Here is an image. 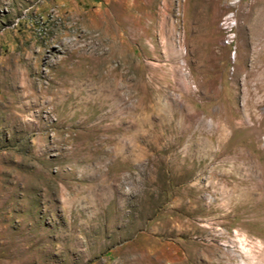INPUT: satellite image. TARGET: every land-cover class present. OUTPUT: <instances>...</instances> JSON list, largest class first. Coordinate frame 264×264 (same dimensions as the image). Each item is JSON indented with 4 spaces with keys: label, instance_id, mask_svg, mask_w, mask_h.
Returning a JSON list of instances; mask_svg holds the SVG:
<instances>
[{
    "label": "rangeland",
    "instance_id": "rangeland-1",
    "mask_svg": "<svg viewBox=\"0 0 264 264\" xmlns=\"http://www.w3.org/2000/svg\"><path fill=\"white\" fill-rule=\"evenodd\" d=\"M0 264H264V0H0Z\"/></svg>",
    "mask_w": 264,
    "mask_h": 264
}]
</instances>
